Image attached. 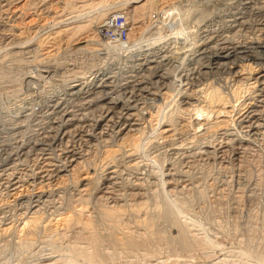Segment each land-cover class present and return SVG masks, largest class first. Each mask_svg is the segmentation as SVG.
<instances>
[{
	"label": "rangeland",
	"instance_id": "obj_1",
	"mask_svg": "<svg viewBox=\"0 0 264 264\" xmlns=\"http://www.w3.org/2000/svg\"><path fill=\"white\" fill-rule=\"evenodd\" d=\"M69 1L73 2V4H78V6L82 4L89 5L80 7V11L78 10V8L74 9L75 12L70 13L73 10L68 7L67 3ZM99 1H102V3H99ZM116 1L117 0H0V5L3 6H0V29H4L3 32L8 34V41L11 40V42H22L27 39H32L31 41L29 40L30 43H27L26 47L25 44L24 47L21 46L22 48L16 47L17 45H14L11 47L13 49L9 48L7 50L3 49L2 51H0V160L2 156L3 158L7 156L8 151L15 149L14 147L15 145H17L18 141H27L26 139H30L31 141L33 139L36 140L38 137L43 136V133L44 135L48 133L55 134V132H49V130L52 131L54 127L58 126V123L56 124L55 119L60 115L55 114L52 110L53 104H57L56 108L59 107L57 109L63 108L65 110H73L75 114H81L80 116H77L85 117V119L89 121V124L94 121L91 120L92 117H94L93 119H96V116L104 112V107L106 106L104 105V103L106 104V102L109 100L118 103V107H116L117 109L115 108V111H119L120 113L122 112V114L127 112L131 113L135 110H138L135 111V113H144L145 115V117L141 115V118L143 117L145 118V120H139V123L141 125H139V128L146 130V137L148 135L154 136L153 143L145 144V149L140 153L141 156L131 157L130 159L128 157H125L126 159L122 158L124 160L120 159L121 161H118V163H116L117 166L120 165L119 168L117 167V169L122 173L123 177L119 172L120 175L118 174L119 177L117 176L116 181L119 180L120 182H118L117 187L111 193L112 196L110 193L106 194L103 190L107 184H104L103 181V177L105 176V174H103V172L105 171L103 170L105 169L102 165L104 161L103 145L105 146V143H111V140L116 143V139L112 137L114 134L104 136V139H102L103 137L101 138L95 136L96 138H94L93 141H85V139L84 141L83 139L79 141L77 138L75 139L74 143H72L77 147L80 145L81 147L79 148L85 150V152L87 153L90 149V153H88V157H90V160L88 159L89 163L87 162V164L91 167H94V170H96L97 174L95 179H92L93 182L90 184V186L92 185V188H97V192L95 191V193L93 194L94 197L89 196L87 192H84L87 194L83 195L84 199H86L85 203L86 205H88H85V209L86 207L88 208L87 212H84V216H86V218H97L96 213L98 211V207H125L124 209H126V211L124 210V213L126 214L123 215L122 222L124 226H129L136 230V224L137 222H139L138 220L145 218L144 216H146V213H148V215H152L154 219L156 218L155 228L158 229L162 234L175 235V229L170 226L166 218H163L164 215L162 214V211L164 209V206L160 205H163L162 203L166 199V201L169 202V205L172 207L173 211L177 214V217H179V219L185 223L186 227H188L192 234H197L200 237H205L207 240L210 238L211 241L215 240V243L213 242L214 246H211L213 249L210 247L206 248L208 250L204 249V251L202 248H197L193 253L191 252L190 254H186L181 251L180 254L179 251L173 250L175 249L174 247L171 246V249L169 245H165L166 243H164L162 244V246H165H163L161 253L160 251H158L159 253L155 255H150L149 253L146 254L147 251L143 249L139 251H130L126 248L122 249V247L118 245L116 247H112L110 244L109 246L105 244L103 245V249L105 250V252H107L106 254L108 255L110 260L107 258V260L105 261L106 263L104 262L103 264H264L261 260V256H258L262 255V252L264 250V139L261 137H255L252 140L253 137L250 136L247 131V124L245 125L238 120L239 115H233V119L236 118L237 120H235L237 123H235V120H232L233 122H231L232 124L229 126L230 129L228 127H222L218 128L219 130H217L216 128L213 129L215 131L214 132L212 129H209L208 125L200 127L197 126L198 128L194 126L188 128L187 130L183 129L179 131V133H177L178 135L174 137V141L172 140L173 143L171 142V140H169V142L164 141L157 135L156 132L163 127V124L159 125L161 126L160 129L158 127L157 130H153L150 126V123H148L149 120L146 119L147 117L149 118L148 112H151V109H153V112H156V109L158 110V108L162 106V109L166 113H173L175 110H177L176 105L186 106L185 103H183L184 98L180 99V97L176 98V96H173V94L176 93V90L174 93L175 85L180 86L181 84L180 87L186 89L187 91L185 90V92H188L190 94L189 95L187 93V95L190 96V98L192 97V101L195 102L197 101L199 96L191 93L194 90L199 89L198 91H200L202 89H206L211 82L223 86L226 92H229V89H226L227 85L225 84V82L227 81L226 79L228 78L227 74H222L220 72L214 74L211 73L212 75L208 74L200 76L199 72H196L198 71L197 69L203 68V65L207 63V56L209 55V53L208 55H205L207 58L205 56H199L198 58H196L197 60L190 59V61L192 60L191 62L188 60L189 62H185L182 68H176V66L179 64L178 61L180 60V57L184 56L185 53H193V56L195 57L197 53L200 54V52H202V49L208 47L209 50L211 49V47L222 44V42L224 43L223 45L232 47L236 43H245L249 39L257 38L256 34L259 37L261 34V25L259 24L261 21V13L264 9L262 7L264 4V0H261L262 2L260 0H245V3L244 0L154 1V14L160 13V15H163V11L166 12L169 9L171 10L172 5H176V7L178 6V9L175 8L174 10L175 13H172L173 17L171 16L175 20L176 18H178V14H180V11L183 12L182 7L187 4H189L188 7H191V11L189 12L191 15L188 14L185 17L186 20L188 19L187 21L185 20V22L188 23L187 26L190 28V25H192L190 30L189 28H187L186 24H184V28H187L185 30L187 35L183 33L182 35L175 36L169 33L170 35H166V38H164V40L162 41L163 44H159V46L157 45L158 47L155 46L157 48L161 47L163 50H165L166 52H164V54H167V56L169 54L170 56L172 55V57H169L172 58L173 62L164 67L165 70L162 73H166L163 75L164 77L155 76L148 72L140 71L139 67L143 62L141 60L144 58L145 53H147L145 52V49L148 48V46H145L142 49L136 48L135 53L133 51L125 54L119 52H112L111 54L105 50H96L93 48L94 45L89 44L88 36H90V38L94 37L95 34H97L96 28L102 26V24H105L107 22L104 17L103 19H101L102 17L100 16L101 13L105 10H103V8L113 7L114 2ZM6 3H8V5H6ZM194 3H196V7L193 6ZM140 4L132 5L129 8L130 11L132 10V14L136 10L135 6H139ZM250 7H253L254 9L252 8L253 10L251 9V11L249 9ZM67 8L69 9L67 10ZM83 8L85 9L83 10ZM237 9L240 10L237 11ZM129 10L124 11L130 12ZM176 10H178L179 12ZM246 10H249V13ZM78 13H82L80 14L82 15V17L80 18V21H78L77 23H73L72 26L69 25L68 27H62L60 25L58 26L57 24L55 25L56 21H60L63 16L64 18L67 17L66 19H68L72 15H78ZM121 13H123L120 14L121 16H126V18H129L127 20L131 21L129 14H127L126 12ZM230 13H233V16H231ZM242 13H244L245 15L247 14V17ZM189 15L192 18L189 17ZM237 15L240 17H238ZM242 16H244L245 18ZM139 20L143 21V18H140ZM225 21L227 22V25ZM240 21L243 24H240ZM247 21L249 22V24ZM210 23H212V25ZM77 25H86V27L84 29L83 27H76L80 31L76 28H71ZM231 25L234 27H232ZM128 26L130 27V25ZM69 27L71 29L67 30V28ZM103 28H100L101 30H99V38H106V29ZM63 29L66 31L60 32ZM210 30L213 32H211ZM254 35L255 37H253ZM248 36L251 37L249 38ZM224 37L227 39H224ZM229 37L234 38H231L229 42H225L224 40H228ZM195 40L197 43H200L201 41V44H205L204 48L200 49L202 47L201 46L195 51L193 50L187 52V50L190 49V47H188L189 44L190 46L193 45L192 43L196 44L195 42H193ZM205 40H209V42ZM220 40L221 43H219ZM2 42L3 41L0 40V43ZM217 42L218 44H216ZM151 46L154 47V45H150L149 47ZM263 51L264 50H258L256 55L261 56L262 54L263 56ZM199 58L201 59L199 60ZM192 68L195 70H193ZM209 70L210 69L208 68H205V70L204 68L202 69V71L208 72ZM174 77L177 78V80ZM141 80L142 82L144 81V83L141 85H137V83ZM181 81L183 82L180 83ZM178 82L180 84H178ZM133 83H135L136 85ZM75 84H77V86L73 87V85ZM98 84L103 86L106 85L104 88L105 91H103L104 93H98L97 95L99 97L97 95H94L101 101L93 102L92 98L94 96L91 98V102L89 101L90 98L84 100L80 97L82 95L84 96V94L86 95V92H88L87 90L92 91L93 89H95L97 86H99ZM169 84L170 86L173 84V88L172 86L170 87ZM169 87L172 88V95L170 97H167L165 95L163 96L164 91H168L170 89ZM134 88L136 90H134ZM140 89L145 96L139 93L141 92ZM159 89H161L162 92H160L161 90ZM133 92L136 94H134ZM154 92H156V94ZM157 92H159L160 95ZM113 97H115L116 100ZM175 99L177 101H175ZM243 99L244 97L241 100ZM122 102L125 103L123 104ZM126 104L128 105L126 106ZM129 105H131L132 108H130L131 106ZM158 105L161 106L158 107ZM141 106L143 108L146 106V109L144 108L146 111L144 109H141ZM165 106L168 107L166 108ZM241 108H243V106ZM142 110L144 111L142 112ZM27 112H30L31 114L28 118L25 119V121H23L24 117L28 115ZM186 114H180L179 116L183 115V117L186 116L185 118L192 120H194L195 118H200L201 116L200 112H196L194 114ZM19 115H21V117ZM194 115H198L199 117H196ZM216 116L217 115H212V121L215 120V118L216 120L214 122H217L221 119H226L225 116ZM19 123H22L23 127L20 128L21 125ZM141 123L143 124V126ZM50 125L53 126V128ZM16 126L19 128H17ZM88 128L92 130V128L87 124L85 130H87ZM89 129L88 131H90ZM242 136L245 139H243ZM247 139L250 141H248ZM161 140L163 141L161 142ZM241 140H243V142ZM85 142L86 144L82 145ZM91 142H93L94 144ZM115 143L112 142L111 144ZM144 143H148L146 139ZM64 144H66V142H64ZM69 144L71 143L69 142ZM2 145L7 148H4ZM93 145H95V147ZM213 145H226V149H224V153H220V156L219 153L212 152V150H214ZM174 146H177V149ZM182 147L186 149H182ZM206 149H208L206 151L207 153L203 151ZM181 153H184L185 156H183ZM189 153L191 154L190 158H188ZM155 155H159L158 157L160 158L155 157ZM154 158L159 159V163L166 164L162 167L160 166L161 168H159V165L161 164H158V162L156 163ZM155 163L157 165H155ZM126 166L128 169H130L128 170ZM23 168H26V166H20L21 170H19V172L22 175H26V172L28 173L29 171L26 169L24 170ZM168 172L171 175H169ZM27 178L28 176H25V179ZM135 182H138V184H136ZM139 183L144 184L141 185ZM139 185H141V189ZM163 185L165 186L163 187ZM0 188V193L3 194H0L2 195L0 197L4 196L5 198V196L7 197L8 195H10L7 189L2 187L1 185ZM115 190L118 191L115 192ZM100 191H102V193ZM55 194V196L53 195L50 197V200L52 201L50 202L51 204L49 203V199H47L48 201L45 199L44 201H41L39 203L43 206L42 207L40 205L42 207L41 210L44 216L48 217L50 216V214L53 215L54 212H56L54 210V207H58L61 212H67L73 209V207L77 208L80 204L79 194L77 190H75V187L71 186L70 184L69 187L67 186L65 188H61V191L59 189ZM103 194H105V196ZM53 197L56 201H54ZM124 202L126 205L124 204ZM23 204L25 207L20 204L19 207H17V210V208L15 206H12L13 204L11 203L8 205V212H6L5 214L0 212L5 218L4 219L0 215V224L4 222L3 220H5L6 222L8 220V223L12 222L11 224L13 226V233L11 231L8 236L0 239V264H75L76 261V263L80 262L79 260L81 259L70 247L77 238L76 230H71L72 232H67L64 230L62 231L61 227H59L60 229L56 228V226L54 225L55 221H53L54 223L51 227L52 229H48V231L39 230V233L36 232L35 236L34 234L30 235L29 238L25 236L27 235L26 231L20 230V219L22 218V215H25L27 211L26 206L28 205V203L24 202ZM133 204H142L141 206L144 205L142 208H140L141 210L139 212V216L136 214L134 215L131 210H129L130 207L128 206H133ZM155 204L157 206H155ZM158 207H160V214L159 212H156L158 210ZM157 214H159L161 218H159ZM52 218H54V215L51 217V219ZM24 237H26L27 239ZM166 246H168V249ZM144 251L146 252L144 253ZM78 258L79 260H77ZM221 258L223 260H221ZM75 259L76 261H74ZM218 260L221 263H219ZM259 260H261L262 262Z\"/></svg>",
	"mask_w": 264,
	"mask_h": 264
},
{
	"label": "bare ground",
	"instance_id": "obj_2",
	"mask_svg": "<svg viewBox=\"0 0 264 264\" xmlns=\"http://www.w3.org/2000/svg\"><path fill=\"white\" fill-rule=\"evenodd\" d=\"M154 1H156V0H117L116 2H114L113 7L103 8V10L104 9L105 10L101 13L100 16L102 17L101 19H103V17H104V19L107 20V22L105 24H102V26H99L96 28L97 34H95L94 37L90 38V36L87 35L89 38L88 39L89 44L94 45L93 48L96 50H105L111 54H112V52H115V53L119 52V53L125 54V53H130L133 51L135 53L136 48L142 49L143 47L148 46V48L145 49V52H147V53H145L144 58L141 60L143 62L142 63L140 62L141 64H140L139 69H140V71L148 72V73L155 75V76H163L164 74H166V73L162 74L163 71L165 70L164 67H166V65H168L169 63L173 62L172 58H170V57H172V55L170 56V54H169L167 56V54H164V52H166L165 50H163L161 47L160 48H157V47L159 46V44H163L162 41L164 40V38H166L165 36L168 35L169 33L173 34L175 36L182 35L183 33L186 34L185 30L189 27L187 26L188 23L185 22V20H186L185 17L188 14H190L189 12L191 11V7L190 6L188 7L189 4L182 7L183 12L180 11V14L177 13L178 18H176V20H177L176 21L174 18H172L173 17L172 13H175L174 10H175V8L178 9V6L176 7L175 4H174L175 6L172 5L171 10L170 9L167 11L165 10L166 12L163 11V13H164L163 15H160V13L154 14V12H155V2ZM99 3H102V1H99ZM244 3H245V0H244ZM247 3H248V1H247ZM67 4H68V7L73 10L70 13L75 12L74 9L78 8V10H79L80 7H85V6L89 5V4H87V5L82 4V5L78 6V4L77 5L75 3L73 4V2H70V1ZM135 4H140V5L135 6L136 10L132 14L131 13L132 10L130 11L129 8ZM195 4L196 3H194V5L193 4L192 5L196 7ZM6 5H8V3H6ZM0 6H2V5H0ZM251 6H252V4H251ZM262 7L264 8V4ZM69 8H67V10ZM192 8H194V7H192ZM252 8L253 7H250L249 9L251 10ZM254 8H255V6H254ZM84 9L85 8H83V10ZM179 9H181V8H179ZM242 9H243V7H242ZM124 10H129L130 12H127ZM238 10H240V9H237V11ZM81 11H82V9H81ZM176 11H178V10H176ZM246 11L249 13V10H246ZM121 12H126L127 14H129L130 20H131V21H128L127 19H129V18H126V16H124L125 17V25H127L126 30L129 27L128 25H130L129 29L126 32L125 39L120 34V32H122V31L120 28H117V25H116L115 20H114L115 17H117L120 14H123ZM191 13H193V12H191ZM238 13H240V12H238ZM80 14H82V13H80ZM80 14L78 13V15L77 14L72 15L68 19H66L67 17L64 18V16H63V18L60 19V21L55 20L56 21L55 25L57 24L58 26L60 25L62 27L63 26L68 27L69 25L72 26L73 23H75V22L77 23L78 21H80V18L82 17V15H80ZM153 14H154V16H153ZM232 14H231V16H233ZM242 14H244V13H242ZM190 15H189V17H191ZM235 15H236V13H235ZM225 16H226V14H225ZM60 17H62V16H60ZM152 17H153V19L154 18H156V19L153 20ZM238 17H240V16H238ZM242 17H244V16H242ZM140 18H143V21L139 20ZM206 18H207V15H206ZM234 18H235V16H234ZM172 19L175 21H173ZM231 20H233V19H231ZM213 21H211V22H213ZM241 21H240V24L243 22V21L242 22ZM221 22H223V21H221ZM234 22H235V20H234ZM139 23H141V24H139ZM219 23H220V21H219ZM238 23H239V21H238ZM184 24H186L187 28L186 27L184 28ZM210 24L212 25V23H210ZM248 24H249V22H248ZM226 25H227V22H226ZM259 25H261V34L259 37L256 34L257 38L249 39L245 43H243V42L242 43H236L232 47H228L226 45H223L224 44L223 42H222V44H218V42H217L216 44H218V45L215 47H211V49H209V50H208V47L205 49H202V48H204L205 44L204 45L201 44L200 40H198V41H200V43L199 42L197 43L196 40L193 41L196 44L192 43L193 44V45H191L192 47L189 44L188 47H190V49L187 50V52L193 51V50L195 51L198 48H200L201 46L202 47L200 49H202V52H200V54L197 53V55L195 57L193 56V53L192 54L185 53L184 56L180 57L179 61L177 60L179 62V64L177 66L175 65L176 68H182L183 65L185 64V62H189L190 59L195 60L199 56H205V55H208V53H209V55L207 56L208 58L205 56L207 58L208 64L206 63L205 65H203L204 70H205V68L210 69L209 72L208 71H202L203 68H201V67H200L201 69L196 68L198 70L196 72H199L200 76L208 75L211 73L212 74L220 73V72L222 74H227L228 78L226 77L227 81L225 82V84L227 85L226 89L228 88L229 92H226V90L223 86L217 85V84L211 82V83H209V86L204 90L202 89V90L198 91L199 89L198 90L193 89L194 91L192 90L193 92L192 93L190 92L191 94H196L199 96V98L195 102V101H192V97L190 98V96L187 95L188 92H185L186 89H183V87H180L181 86L180 83H182L183 81H181L180 83L178 82V84H180V86L179 85H177V86L175 85L176 87L174 86V93H175V90H176V93L173 94V96H176V98L180 97V99L184 98L183 103H185L186 106L176 105L177 110H175L173 113L171 111H170L171 113H166L162 109L161 105H160L161 107L158 105V107H160V108H158V110L156 109V112H153V109H151V108H150L152 110V111L150 110L151 112L147 111L149 113L148 114L149 118L147 117L146 119L149 120L148 123H150V126L152 127L153 130H157L158 127L160 129L161 126H159V125L163 124V127L156 132L160 138H162L164 141L169 142V140H171V142H172V140L174 141V139H175L174 137L176 135H178L177 133H179V131H181L183 129L187 130L188 128H191L194 126L200 127V126H204V125L207 126L208 125L209 129H212V130L216 129V128H217V130H219L218 128H222V127L223 128L224 127L229 128V126L232 124L231 122H233L232 120L236 119V118L233 119V115H239V117L237 116L238 120L245 125L247 124V126H246L248 128L247 131H248V134L253 137L252 140L255 137L256 138L261 137L264 139V57H263L264 55L263 56H262V54H261V56L256 55L258 50H260V51L264 50V9L262 10V13H261V21H260ZM104 26H106V27H104ZM191 26L192 25H190V28H191ZM198 26H200V25H198ZM202 26H204V25H202ZM229 26H230V24H229ZM244 26H246V25H244ZM76 27H79V28L83 27V29H84L86 27V25H84V26L77 25V26H74L71 28H76ZM232 27H234V26H232ZM71 28L69 27V28H67V30H69ZM100 28L106 29V31H105V37L106 38H99L98 33L100 32L99 30H101ZM218 28H220V27H218ZM76 29L79 30L78 28H76ZM3 30L4 29H0V40L3 41L2 43H0V51H2L3 49L7 50L14 45H17L16 47H21V46L24 47V44H25V47H26V44L30 43L29 42L30 39H27V40L22 41V42L21 41L20 42L19 41H16V42L12 41L11 42V40L8 41V39H9L8 34L4 33ZM129 30H130V33H129ZM63 31L65 32L66 30L63 29L60 32H63ZM112 31L114 33H111ZM213 31H211V32H213ZM40 32H41V29H40ZM114 34H115V36H112ZM253 37H255V35ZM231 38H234V37H229L228 40H224V41L229 42V40ZM224 39H227V38L224 37ZM214 40H216V39H214ZM205 41L209 42V40H205ZM219 43H221V40ZM150 45H154V47H152V46L149 47ZM155 46H157V47H155ZM211 46H213V45H211ZM16 47H14V48H16ZM163 47H165V46H163ZM11 49H13V48H11ZM200 59L201 58H199V60ZM203 60H201V61H203ZM174 62H175V60H174ZM168 69H169V67H168ZM193 70H195V69H193ZM172 76H174V75H172ZM108 77H109V75H108ZM176 77H177V74H176ZM175 79L177 80V78H175ZM175 81H173V82H175ZM143 83H144V81L142 82V80H141L137 83V85H139V84L141 85ZM133 84H135V83H133ZM98 85L99 86H97L92 91L87 90L88 91V92H86L87 94L86 95L84 94V96L82 95L83 97L82 96H80V97L83 98L84 100L90 98L89 101L91 102V98L94 95L96 96L98 93L105 91L104 88L106 85L105 86L100 85V84H98ZM75 86H77V84L73 85V87H75ZM169 86H170V84H169ZM171 86L173 88V84ZM138 88H139V86H138ZM172 88H170L168 91H164L163 96L165 95L167 97H170L172 95V93H171ZM134 90H136V89L134 88ZM159 90H161V89H159ZM140 91H141V89H140ZM76 92H78V91H76ZM160 92H162V90ZM82 93H83V91H82ZM139 93L143 95L142 91ZM154 93L156 94V92H154ZM157 93H159V92H157ZM134 94H136V93H134ZM131 95H130V97H131ZM159 95H160V93H159ZM95 96L92 98L93 102L101 101V100L97 99ZM143 96H145V95H143ZM243 97H244V99L241 100ZM78 98H76V99H78ZM108 98H109V96H108ZM113 98H115V97H113ZM134 98H135V96H134ZM195 98H196V96H195ZM137 99H138V97H137ZM115 100H116V98H115ZM175 101H177V100L175 99ZM169 102H170V100H169ZM86 103H87V100H86ZM236 103H238V104H236ZM59 104H58V106H59ZM128 104H130V103H128ZM128 104H126V106ZM104 105H106L104 107L105 108L104 112L100 113L98 116H96L97 117L96 119H93L94 117H92L91 120H94V121L89 124V121H87L85 119V117H78L81 114L80 115L75 114L73 110H68V109L65 110L63 108L57 109V108H59V107L56 108L57 104L56 105L53 104L52 110L54 111L55 114L60 115V116L56 117V119H55L56 124L58 123L57 124L58 126L53 128V126L50 125L53 128V130L52 129H51L52 131H50L49 129L48 130H49V132H55V134L48 133V134L44 135V133H43V136L40 135L41 137H38L37 139L35 137L36 140L33 139L34 141L33 140L31 141L30 139H26L27 141H24V140L18 141V143H17V145H15V147L13 145V147L15 149L8 151L7 156L5 158H3V156L1 155L2 158L0 160V185L2 187H4L5 189H7L9 191L10 195L7 194L8 196L7 197L5 196V198H4V196L0 197V212L4 213V214L6 212H8V205L11 203L13 204L12 206H15L16 208L19 207L20 204L24 206V204H23L24 202L28 203V205L26 206L27 211L25 210L26 211L25 215H22L21 216L22 218L20 219L21 220L20 230L26 231L27 235H25V236H27L28 238L30 235H33V234L35 236L36 232H38L39 230L48 231V229H52L51 227L54 223L53 221H55L54 225L56 226V228L61 227L62 231L64 230V231L69 232L71 230H76L77 231V236H76L77 238L74 236L76 238V240L74 243L71 244L70 247L72 248V250H74V252H76V254L79 256V258L81 260H79V258H78L77 260H79L80 262L76 263L77 261L75 259L74 260V261H76L75 264H103L107 260V258L109 259L108 255L106 254L107 252H105V250L103 249L104 248L103 245H105V244H107L108 246L110 244L112 247H114V246L116 247L118 245V246H121L122 249L126 248V249H129L130 251H137V250L139 251V250L143 249V250L147 251V252L144 251V253L146 252V254L149 253L150 255H155V254L159 253L158 251H160V253H161L163 246H165V245H169L171 249H172V247H174L175 249H173V250H176L179 252L181 251V252H184L186 254H190L191 252L193 253L194 250L197 248H199V249L202 248L204 250L206 248H210L211 246H214L213 242L215 240L211 241L210 238L207 240L205 237H202V236L200 237L197 234H192L191 231L188 229V227H186L185 223L183 221H181L179 219V217H177V214L173 211L172 207L169 205V202H167L166 199L162 203L163 205H160V206H164L162 214L165 217L163 216V218H166L167 222L170 224V226L173 229H175V232H176L175 235L162 234L158 229L155 228V224H156L155 219L156 218L154 219L152 215H148V213H146V212H145L146 216H144L145 218L138 220L139 222H137V224H136V228H137L136 230H134L133 228H131L129 226H124L122 224V222H123V215L126 214V213H124V210L126 211V209H124L125 207L124 208L120 207V206H107L105 208H103V207L99 208L98 207V209H97L98 211L96 213L97 218H91V217L86 218V216H84L85 215L84 212H87L88 207H86V209H85V205H86L85 200L86 199H84L83 195H86L88 193L89 196L94 197L93 194L95 193L97 188H92L91 187L92 185L90 186V184L93 182L92 179L93 178L95 179L97 174H96V170H94L95 168L91 167L87 164L88 159L90 160V157H88V155H89L88 153H90L89 152L90 149H89V151L87 150L88 151V153H87V152H85V150H82L81 148H79V147H81L80 145L77 147L75 144H72V143H74L75 139L78 138L79 141H81V139H83V141H84V139H85V141H93L94 138H96L95 136H98L101 138L103 137L102 139H104V136L114 134L112 137L114 139H116V143L113 140H111L115 144H111L112 142L110 141L111 143L108 144V143L104 142L105 146L103 145V147H104V149H103V156H104L103 160L104 161H103L102 166H104V169H105V170H103V171H105V172H103V174H105V176L103 177L104 178L103 181H104V184H107L103 190L106 194L107 193L111 194L114 191V189L117 187L118 182H120L119 180L116 181L117 176L119 177V175H120L119 174L120 171L117 169V167L119 168L120 165L118 164L119 166H117L116 163H118V161L120 162L121 161L120 159L125 158V157L126 158L128 157L130 159L131 157L141 156L140 153H141V151H143L145 149V144L153 143V139H154V136L148 135L146 137L145 136L146 130L139 128V125H140L139 120H141V119L145 120V118H143V117L141 118V115L145 117L144 113L143 114H140L138 112L135 113V111H138V110L131 112L130 111L131 109L129 110L131 113H129L127 111H126L127 113H124V114H122V112L120 113L119 111H118L119 112L118 113L117 111H115V108L118 107V103L114 102V101H110V100L107 101L106 104L104 103ZM135 105H138V104H135ZM180 105H181V103H180ZM51 106H49V107H51ZM129 106H131V105H129ZM242 106H243V108H241ZM130 108H132V106ZM144 108L142 107L141 109H144ZM26 109H28V108H26ZM133 109H134V107H133ZM135 109H136V107H135ZM144 110H142V112ZM30 112L29 113L27 112L28 115H26L24 117L23 121H25V119L30 116V114H31ZM196 112L201 113V116H200L201 119L195 118L194 120H192V119L185 118L186 116L183 117V115L179 116L180 114H186V113H189V114L193 113L194 114ZM51 113H52V111H51ZM95 115H97V114H95ZM186 115H188V114H186ZM212 115H214V116L217 115L218 117L225 116L226 119H221L217 122H214L216 120V118H215V120L212 121ZM19 116L21 117V115H19ZM194 116H196V115H194ZM196 117H199V116L197 115ZM236 120H235V123H237ZM50 123H52V122H50ZM53 123H55V122H53ZM145 123H147V122H145ZM87 124H88V126H90L92 128V130H90L89 128L88 129L90 131H88V129L85 130L87 127ZM20 125H21L20 128L23 127L22 123ZM142 126H143V124H142ZM17 128H19V127H17ZM10 129H8V130H10ZM21 132H22V130H21ZM17 135H19V134H17ZM37 135H39V134H37ZM159 137H157V138H159ZM110 138H109V140H110ZM242 138L245 139L243 136H242ZM145 139L147 140L148 143H144ZM163 140H161V142ZM241 141L243 142V140H241ZM248 141H250V140H248ZM64 142H66V144H64ZM69 142L71 144H69ZM239 142H240V140H239ZM91 143H93V142H91ZM84 144H86V142L83 143L82 145H84ZM90 144H87V145H90ZM164 144H166V143H164ZM218 144H220V143H218ZM87 145H85V146H87ZM95 145H93V146L95 147ZM180 145H182V144H180ZM226 145H227V143H226ZM226 145H215V146L213 145L214 150H212V152L219 153V155H220L221 152L224 153V149H226L225 148ZM2 146L4 147V145H2ZM4 148H7V147H4ZM182 149H186V148L182 147ZM169 150H171V149H169ZM207 150L208 149L203 150V151L206 152ZM210 153H211V151H210ZM181 154L183 156H185L184 153H181ZM190 155L191 154L189 153V157L188 156H186V157L190 158ZM158 156L159 155H157V156L155 155V157H158ZM153 157H154V155H153ZM170 157H172V156H170ZM158 158H160V157H158ZM211 158H212V156H211ZM213 158H215V157H213ZM122 160H124V159H122ZM154 160L156 161V163L158 162V164H161V163H159V159L154 158ZM156 163H155V165H157ZM165 164L159 165V168H161ZM20 166H26V168H23V169L28 170L31 174L29 172H28L29 173L28 174L25 171L26 175H24V174L22 175L19 172V170H21ZM127 166H126V168H127ZM121 167H122V165H121ZM138 167H140V166H138ZM122 172H123V170H122ZM168 174H169V172H168ZM169 175H171V174H169ZM25 176H28V178L25 179ZM121 176L123 177L122 173H121ZM180 176H182V175H180ZM121 178H119V179H121ZM123 182H124V180H123ZM162 182H164V181H162ZM165 183H166V181H165ZM69 184L71 186L75 187V190H77V192L79 194V197H80L79 198V201H80L79 206L77 208L75 207L76 209L73 207V209H71L67 212H61L58 207H54L55 208L54 210L56 211L53 214L54 218L51 219V217L53 216L51 214L48 217L44 216L42 213V210H41L43 206L39 203L41 201H44L45 199L50 200V197L53 196L56 192H58L59 189L61 191V188H65L67 186L69 187ZM136 184H138V182ZM139 184H141V183H139ZM142 184H144V183H142ZM141 185H139L140 189H141ZM164 186L165 185H163V187ZM100 190H101V188H100ZM117 191L115 190V192H117ZM84 192H87V193H84ZM100 192L102 193V191H100ZM0 194H2V193H0ZM110 194H109V196H110ZM2 195H0V196H2ZM103 195L105 196V194H103ZM121 195H123V194H121ZM111 196H112V194H111ZM120 197H118V198H120ZM109 198H113V197H109ZM53 199H54V197H53ZM54 201H56V200L54 199ZM50 202H52V201L50 200L49 203ZM124 204H125V202H124ZM125 205H123V206H125ZM141 205L142 204H139V205L133 204V206L131 205L128 207H130L129 210H131V212L134 215L136 214L139 216V212L141 210L140 208H142L144 206V205L143 206H141ZM86 206H88V205H86ZM155 206H157V205L155 204ZM159 208L160 207H158V210L156 212H159V210H160ZM156 209H157V207H156ZM17 210H18V208H17ZM156 212H155V214H156ZM1 213H0V215L3 217V215ZM22 213H24V212H22ZM160 213L161 212H159V214ZM159 214H157V215L159 216ZM159 218H161V216H159ZM3 221L4 222L2 223V220H1L2 224H0V239L8 236V234H10V232L13 229L12 228L13 226L11 224L12 222L8 223V220H7V222L5 220H3ZM101 226H103V227H101ZM12 233H13V231H12ZM24 238H26V237H24ZM32 240H33V236H32ZM79 242H80V244H79ZM164 243H166V244L162 246V244H164ZM166 247L168 249V246H166ZM216 247H217V244H216ZM206 250H208V249H206ZM218 251H219V249H218ZM181 252H180V254H181ZM109 256H110V254H109ZM258 256H261V260L264 263V250L262 252V255H258ZM221 260H223V259L221 258ZM261 260H259V261H261ZM219 263H221V262L219 261ZM174 264H176V263H174Z\"/></svg>",
	"mask_w": 264,
	"mask_h": 264
},
{
	"label": "built area",
	"instance_id": "obj_3",
	"mask_svg": "<svg viewBox=\"0 0 264 264\" xmlns=\"http://www.w3.org/2000/svg\"><path fill=\"white\" fill-rule=\"evenodd\" d=\"M115 20V23L117 25V28H120L122 32H120V34L122 35V37L125 39L126 37V28H127V25H125V17L121 16V15H118L117 17L114 18ZM111 33H114L113 31ZM112 36H115L112 35Z\"/></svg>",
	"mask_w": 264,
	"mask_h": 264
}]
</instances>
